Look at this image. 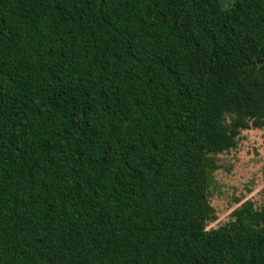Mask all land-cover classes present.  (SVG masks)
Returning <instances> with one entry per match:
<instances>
[{
	"label": "trees",
	"instance_id": "trees-1",
	"mask_svg": "<svg viewBox=\"0 0 264 264\" xmlns=\"http://www.w3.org/2000/svg\"><path fill=\"white\" fill-rule=\"evenodd\" d=\"M263 127L264 0H0V264H264V208L207 230Z\"/></svg>",
	"mask_w": 264,
	"mask_h": 264
},
{
	"label": "rangeland",
	"instance_id": "rangeland-1",
	"mask_svg": "<svg viewBox=\"0 0 264 264\" xmlns=\"http://www.w3.org/2000/svg\"><path fill=\"white\" fill-rule=\"evenodd\" d=\"M232 117L226 115L223 124ZM210 158L208 199L213 215L207 230L232 222L234 211L247 201L256 209L264 208V127L241 131L231 148L211 153Z\"/></svg>",
	"mask_w": 264,
	"mask_h": 264
}]
</instances>
